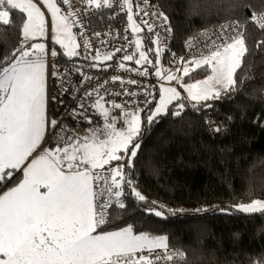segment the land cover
Segmentation results:
<instances>
[{
    "label": "snow or ice",
    "instance_id": "obj_1",
    "mask_svg": "<svg viewBox=\"0 0 264 264\" xmlns=\"http://www.w3.org/2000/svg\"><path fill=\"white\" fill-rule=\"evenodd\" d=\"M114 2L126 11L132 33H140L141 25L146 26L149 33L155 31L150 21L137 23L134 19V0H87L96 9L113 8ZM59 3L71 6L70 0H59ZM143 3L148 4L149 0H143ZM42 7L51 14L53 40L65 50L64 55L74 57L79 54L76 50L79 45L72 32L77 21L70 19L75 13L63 14L57 0H0V24L10 25L17 10L23 16L19 47L10 55L0 57V187L6 189L0 191V264H161L162 261L166 264L174 259L183 260V252L169 251L166 236L136 234L131 225L112 231L101 228L107 223L106 210L113 197L120 208L125 207L120 200L125 195V187H130L139 201L146 200L125 172L126 166H133L132 161L140 148L136 141L145 122L141 118L143 109L136 107L124 111L123 105L112 101V108L120 109L123 116L118 128V117L110 118L104 97L98 96L92 107L103 117L104 125L90 130L83 138L69 133L66 125L48 116L46 46L44 43H26L45 37L49 25ZM135 7L139 9L136 16L141 12L145 16L150 14L139 5ZM151 15H158L167 23L168 17L163 12L154 11ZM251 19L264 29V11H253ZM231 24L235 25L232 31L237 32L236 35L222 32L217 36L220 43L213 41L207 54L201 52L199 57L194 56L187 62L197 68L211 67L212 74L206 79L181 85L188 99L196 104L218 99L222 91L235 85L234 74L241 67L248 49L243 32L238 31L240 22L232 21ZM220 27L226 30L229 25ZM155 36V39L148 38L156 45L148 52L154 51L156 64H159L163 48L159 33ZM134 43L139 58L125 55L123 60H134L136 65L152 64L143 50V39L137 36ZM90 47V44L86 46ZM56 55V50H52L51 56ZM94 59L112 60L113 54L101 57L97 52ZM187 64L183 67L184 76L189 74ZM119 67L124 69V64ZM136 71L139 75H148L146 68L143 72ZM155 75L168 82L179 83L182 79L167 70L157 69ZM127 83L137 82L130 80ZM87 95L91 96V93ZM145 95L155 99L151 92ZM51 99L57 98L53 95ZM180 99L175 87L161 84L158 104L154 105V110L149 109L146 122L151 124L158 115L166 113L173 101ZM144 103L150 104L152 100L146 99ZM177 107L182 110L184 104L179 103ZM46 133L49 147L43 146ZM112 162L117 163L113 165ZM16 172L22 173L19 180L13 179ZM9 181L11 187H7ZM236 208L248 214L264 213V200L255 199L236 205ZM147 211L157 217L164 216L163 211L155 208Z\"/></svg>",
    "mask_w": 264,
    "mask_h": 264
},
{
    "label": "trees",
    "instance_id": "obj_2",
    "mask_svg": "<svg viewBox=\"0 0 264 264\" xmlns=\"http://www.w3.org/2000/svg\"><path fill=\"white\" fill-rule=\"evenodd\" d=\"M149 1L168 17L174 58L183 53L189 38L230 21L240 22L248 50L234 74L235 85L218 99L187 103L179 115L175 108L169 109L148 124L146 115L158 100L155 89V99L141 112L145 122L136 141L137 156L131 168L125 167L146 200L139 201L125 187L120 198L125 207L112 206L101 228L112 231L131 225L136 234L166 236L169 248L184 253L181 264H264V213L234 210L241 203L264 200V29L250 20L253 11H264V0ZM22 19L17 10L10 25L0 24V57L19 47ZM140 35L143 50L154 61V52H148L152 35L142 31ZM66 60L59 56L58 61ZM145 68L154 74L155 62L140 67ZM209 72L203 66L184 76L183 82L198 81ZM176 74L181 76L182 71ZM212 111L221 115L217 134L208 127ZM20 178L22 174L16 172L13 179ZM11 186L9 181L7 187ZM164 207L177 211L166 212ZM148 208L161 210L164 216L150 214ZM196 208L203 211L191 212Z\"/></svg>",
    "mask_w": 264,
    "mask_h": 264
},
{
    "label": "built area",
    "instance_id": "obj_3",
    "mask_svg": "<svg viewBox=\"0 0 264 264\" xmlns=\"http://www.w3.org/2000/svg\"><path fill=\"white\" fill-rule=\"evenodd\" d=\"M70 5V7L69 5H63V8L66 12L72 11L75 13L70 18L77 21L72 28V32L76 43L79 45L76 49L79 54L70 60L57 61L54 64L53 71L49 68L50 62L48 61L46 84L49 99L47 114L50 118L57 119L60 124L66 125L69 133L83 138L90 134V130L97 127L102 128L104 125L103 117L92 107L98 96L104 97L105 107L110 109V118L113 116L118 117L117 127L119 128L122 125L123 116L120 109L112 108L111 102L115 101L123 105L124 111H132L136 107L145 110L150 104H145L144 101L146 99L153 101L152 97L146 96L145 93L151 92L154 96L155 89L162 84V79L157 77L155 73H151L147 68V76L139 75L136 70L143 72L144 69H140L142 65H136L134 60H123L125 55H134L135 58H139L134 43L135 38L129 27L125 10L117 6L115 2L113 8L102 7L100 9L89 5L87 0H70ZM135 5L146 9L150 14L145 16L141 12L139 16H136L135 13L139 9ZM154 11L163 12L154 2L149 1L148 4H145L143 0H134L133 13L137 23H140L141 20H148L155 27V31L149 33L147 27L141 25L142 32H145L147 36L151 34L152 39L156 38L155 33H159L160 46L163 48L160 56V70H167V72L170 71V68L171 70L180 69L182 71L183 67L194 56L199 57L201 52L207 54L208 49L213 45V41L220 43L217 36L221 35L222 32L227 31L231 35L237 34V32L232 31L235 27L231 24L232 21L224 23L229 25L226 30H222L220 27L224 24L209 27L189 38L184 44L183 53L174 58L172 28L168 21L165 23L158 15H151ZM102 14H106L104 19L100 17ZM250 20L255 27L260 29L255 21L251 18ZM169 28L171 31H166ZM238 31L240 32L239 29ZM89 44L91 47L86 48ZM189 44L192 47H189ZM206 45L207 47H205ZM116 49H121V51L117 52ZM97 52L101 54V57L104 54L112 53L113 59L96 61L94 57ZM121 63L124 64V69L119 67ZM93 64H96V66L93 67ZM189 65L191 64H187V66ZM54 72L57 75H53ZM114 77H119V79L114 80ZM130 80L137 83H127ZM121 81H124V83ZM87 93H91V96ZM116 93H120V95H116ZM126 93H135V95ZM53 95L57 98L55 101L51 99ZM81 104H83V107L80 106ZM220 119L221 115L217 111H212L208 115V127L214 134L220 132L217 125ZM89 120L91 123H89ZM61 134L64 135L65 133ZM47 140L48 133L45 135L44 147L50 146ZM112 206H118L115 197L112 198V204L106 210L107 220L109 209ZM210 207L213 208L214 205ZM164 210L166 212L177 211L168 207H164ZM202 211V208L191 209V212L198 214ZM169 251L175 250L169 248ZM183 262L184 259H174L173 261H167L166 264H181ZM161 264H165V262L162 261Z\"/></svg>",
    "mask_w": 264,
    "mask_h": 264
},
{
    "label": "rangeland",
    "instance_id": "obj_4",
    "mask_svg": "<svg viewBox=\"0 0 264 264\" xmlns=\"http://www.w3.org/2000/svg\"><path fill=\"white\" fill-rule=\"evenodd\" d=\"M34 2H35V0H34ZM58 6H60V5L58 4ZM60 7H61V6H60ZM42 11L45 12V18H46V21L48 22V25H49L48 28L46 29L45 37L37 38L36 40L28 41V42H26V43L29 44V45H30L31 43H44V44H45V46H46V56H45V59H46V61H47V65H48V61L50 62V63H49V68L51 69V71H53V69L55 68V67H54V64L58 61L59 56H62V57H64V58L67 59V60L71 59L72 57H68V56L64 55V51H65V50H64L63 48H61V46H60L59 44H56V43L54 42V40H53V35H54V34L52 33V31H51V27H50L51 14H50V13L47 11V9L44 8V7H42ZM61 11H62L63 14H66V13H67L66 10H65L63 7H61ZM70 19H71V18H70ZM132 35H133V37H134L135 39L137 38V36H139V37H141V38L143 39V36L140 35V33H136V34L132 33ZM153 39H154V38H153ZM155 47H156V45L153 44V47H149V48L155 49ZM52 50H56V52H57V55H56L55 57H52V56H51V51H52ZM153 52H154V51H153ZM148 54H149V53H148ZM154 54H155V53H154ZM148 58H149V57H148ZM153 58H154V61H153V59L149 58L150 60L153 61V63H152V64H149V65H150V66H153V65H154V62H155V68H156V70H157V69H161V65H160V63H159V64H156V59H157L156 55H154ZM159 60H160V57H159ZM204 66H207V65H204ZM188 67H189V73H191V72H193V71H195V70L201 68V67H198V68H197V67H195L194 65H189ZM202 67H203V66H202ZM207 67H208L209 70H210L209 74H208L207 76H205L204 78L200 79V80L206 79L209 75L212 74V73H211V67H210V66H207ZM156 70H155V72H156ZM46 71H47V69H46ZM168 72L173 73V74H176V73H177V70H171V68H170V71H168ZM180 77H181L182 79L180 80L179 83H178V82L174 83V81L168 82V81H166V80H162V84H163L164 86H166V87H175V88L177 89V91L180 93V97H181V99H180L179 101H173V103H172L171 105L168 106V109H167L166 113L169 111V109H172V108H175L174 113L177 112V111L181 112L182 110H184V109L186 108V104H187V103H189V104H195V102H193V101H191V100L188 99V97H187V92L184 90V88H183L181 85L193 84V83H196L197 81H193V82H183V77H184V75H183V70H182V74H181ZM200 80H198V81H200ZM176 86H178V88H177ZM159 87H160V86H159ZM158 89H159V88H158ZM178 89H179V90H178ZM207 101H208V100H207ZM201 102H205V101H201ZM179 103H183V104H184V108H183L182 110H181V109H178V107H177V105H178ZM156 104H158V100H157ZM156 104H155V105H156ZM152 109L154 110V106L152 107ZM164 114H165V113L158 115V116L155 118L154 121H157V120H158L162 115H164ZM146 118H147V115H146ZM34 155H35V153H34ZM234 210H235V212H237V213H240V214H247V215H249L248 213L240 212V211L236 208V206H235ZM252 214H256V213H252Z\"/></svg>",
    "mask_w": 264,
    "mask_h": 264
},
{
    "label": "crops",
    "instance_id": "obj_5",
    "mask_svg": "<svg viewBox=\"0 0 264 264\" xmlns=\"http://www.w3.org/2000/svg\"><path fill=\"white\" fill-rule=\"evenodd\" d=\"M158 88H159V87H158ZM158 88H157V89H158ZM158 91H159V89H158ZM21 174H22V173H21Z\"/></svg>",
    "mask_w": 264,
    "mask_h": 264
}]
</instances>
